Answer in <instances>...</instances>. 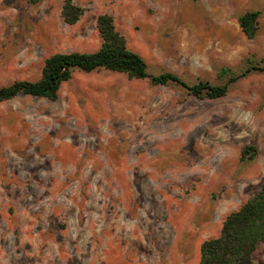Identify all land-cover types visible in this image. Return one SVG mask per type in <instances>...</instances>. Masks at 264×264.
Instances as JSON below:
<instances>
[{
    "label": "rangeland",
    "instance_id": "1",
    "mask_svg": "<svg viewBox=\"0 0 264 264\" xmlns=\"http://www.w3.org/2000/svg\"><path fill=\"white\" fill-rule=\"evenodd\" d=\"M64 1L0 0V87L38 80L53 54L97 51L103 14L151 75L217 86L264 59V0H70L72 25ZM245 12L258 13L252 39ZM263 185L264 72L207 99L75 71L54 101L0 103V264H197Z\"/></svg>",
    "mask_w": 264,
    "mask_h": 264
},
{
    "label": "trees",
    "instance_id": "2",
    "mask_svg": "<svg viewBox=\"0 0 264 264\" xmlns=\"http://www.w3.org/2000/svg\"><path fill=\"white\" fill-rule=\"evenodd\" d=\"M195 1V0H194ZM83 14V9L65 0L61 9V17L66 24H74ZM258 13L245 12L238 17L241 32L252 39L256 31ZM96 30L101 39L100 47L92 53H58L45 59L41 76L36 81H14L0 87V103L11 100L18 95L41 97L50 101L57 98L62 83L67 82L73 72L90 73L99 70L123 73L128 79H148L155 86L178 84L194 97L207 99L221 98L228 92L229 86L250 72H264V59L254 62L247 61V66L239 74H229L222 85H212L208 81H198L187 85L180 77L163 72L151 75L143 59L128 50L124 37L115 30L109 15H99L96 19ZM249 153L253 158L255 150L246 147L240 159ZM264 243V185L260 190L245 201L237 210L226 215L221 223L219 234L203 241L197 264H255L253 253Z\"/></svg>",
    "mask_w": 264,
    "mask_h": 264
}]
</instances>
